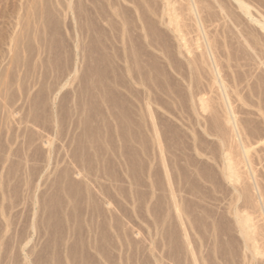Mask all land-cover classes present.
Returning <instances> with one entry per match:
<instances>
[{"label":"rangeland","instance_id":"1","mask_svg":"<svg viewBox=\"0 0 264 264\" xmlns=\"http://www.w3.org/2000/svg\"><path fill=\"white\" fill-rule=\"evenodd\" d=\"M237 1L0 0V264H264V0Z\"/></svg>","mask_w":264,"mask_h":264},{"label":"bare ground","instance_id":"2","mask_svg":"<svg viewBox=\"0 0 264 264\" xmlns=\"http://www.w3.org/2000/svg\"><path fill=\"white\" fill-rule=\"evenodd\" d=\"M242 1H243V0H242ZM242 1L238 0L237 3H240L239 6H241V8L243 9V11H245V13H246L247 15H250L251 13L248 12L249 9L247 8L248 5H247V6L244 5V4H243L244 2H242ZM241 8H240V9H241ZM247 9H248V10H247ZM249 11H250V10H249ZM257 21H258V20H257ZM258 22H260V21H258ZM259 24H260V26H261V27L263 28V30H264V22H261V23H259ZM215 82H217V81H215ZM228 115H229V114H228ZM228 115H227V116H228ZM227 116H226V117H227ZM227 118H230V116L227 117ZM227 118L225 119L226 121L229 120V119H227ZM229 122L231 123L232 121L229 120ZM226 123H228V122H226ZM231 124H232V123H231ZM233 126H235V125H233ZM230 128H231V127H230ZM233 135H234V131H233ZM226 155H227L228 157H227ZM225 157H226V158H225V170H226V175H227L228 177L235 176V175H236L235 173L237 172V170H239V166H238V168L235 170V167H237L236 162H235L236 165L233 164L235 160L232 161V160H231L232 157L229 158L230 156L227 154V152H226V154H225ZM232 162H233V163H232ZM244 163H245V161H244ZM238 165H239V163H238ZM245 165H247V164H245ZM247 170H248V169H247ZM247 170H245V168H244V171L247 172ZM244 171H243V172H244ZM246 172H245V173H246ZM257 200H258V199H257ZM255 201H256V200H255ZM257 202L259 203V201H256V203H255L256 205L258 204ZM243 218H244V221L246 222V224H245V226H246V227H245L246 233L248 234V238L251 239V238H252V237H251V233H252L251 230H252V228L254 227V225H253V227H252L251 224H249V222H247L248 220H250V218L248 219V217H245V216H244ZM251 240H252V239H251Z\"/></svg>","mask_w":264,"mask_h":264}]
</instances>
